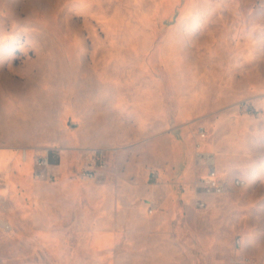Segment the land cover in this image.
Wrapping results in <instances>:
<instances>
[{"label":"rangeland","instance_id":"rangeland-1","mask_svg":"<svg viewBox=\"0 0 264 264\" xmlns=\"http://www.w3.org/2000/svg\"><path fill=\"white\" fill-rule=\"evenodd\" d=\"M201 141L229 187L205 208ZM96 149L108 168L85 177ZM0 152V264H172L169 224L177 264H254L264 0H0ZM44 154L54 181L34 175Z\"/></svg>","mask_w":264,"mask_h":264},{"label":"built area","instance_id":"built-area-1","mask_svg":"<svg viewBox=\"0 0 264 264\" xmlns=\"http://www.w3.org/2000/svg\"><path fill=\"white\" fill-rule=\"evenodd\" d=\"M201 137L206 138L207 133L202 128ZM203 141L197 143V150L195 153V161L197 166L203 168V173L195 180V204L200 208L208 206L209 202L205 196H221L228 192V182L222 176L218 166V156L213 150L207 149ZM109 161L107 153L103 149H96L86 159L82 168V175L85 177H98L105 173L108 168ZM55 165L52 163L49 154L40 155L35 160L34 175L39 179L54 181L58 178V173L54 169ZM245 180L242 178H235V187H242ZM154 211V207L150 208V212ZM9 229L10 224L6 225ZM240 238L237 239V244H240Z\"/></svg>","mask_w":264,"mask_h":264},{"label":"crops","instance_id":"crops-1","mask_svg":"<svg viewBox=\"0 0 264 264\" xmlns=\"http://www.w3.org/2000/svg\"><path fill=\"white\" fill-rule=\"evenodd\" d=\"M25 153V154H24ZM3 153L0 152V156L2 155ZM32 158H33V155H32V152H29V149H25V152H23V158L22 159H18V163L20 164V170L23 172V175L26 174V177L25 179L26 180H30L31 179V175H32ZM22 160V161H21ZM56 161V160H54ZM162 220H158L157 222H155L156 226H159L161 225V222ZM169 226L171 227V229L169 231L165 230V231H160L162 233V235H168V236H172L173 237V240H172V249H168L169 250V257L171 259H173V263L172 264H177L176 263V259H177V255H176V247H177V243H176V237H175V231H173V225L172 224H169ZM239 236V235H238ZM240 240H241V243L242 244V237H239ZM261 235L259 234H251V235H247L244 237L245 240H248V239H252L254 244L257 245L258 247H263L260 245L261 243ZM109 241V235H102V234H97L96 235V243L99 244V245H104L105 243H107ZM260 245V246H259ZM247 254L246 252H238L236 251L235 255L232 257V260L234 262L237 263H240V264H244V263H247L248 261L252 260V256ZM256 258L258 259L257 262H255L254 264H262L261 263V260L264 259V249H261V251H258L256 253Z\"/></svg>","mask_w":264,"mask_h":264}]
</instances>
